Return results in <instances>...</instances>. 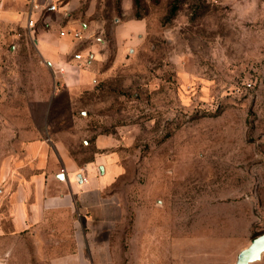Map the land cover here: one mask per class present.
Here are the masks:
<instances>
[{
    "label": "rangeland",
    "instance_id": "rangeland-1",
    "mask_svg": "<svg viewBox=\"0 0 264 264\" xmlns=\"http://www.w3.org/2000/svg\"><path fill=\"white\" fill-rule=\"evenodd\" d=\"M63 1L32 27L101 24L94 79L69 105L47 102L54 83L30 35L1 43L0 264H18L5 186L32 171L20 160L35 137L109 171L116 257L233 264L264 232V0Z\"/></svg>",
    "mask_w": 264,
    "mask_h": 264
},
{
    "label": "crops",
    "instance_id": "crops-1",
    "mask_svg": "<svg viewBox=\"0 0 264 264\" xmlns=\"http://www.w3.org/2000/svg\"><path fill=\"white\" fill-rule=\"evenodd\" d=\"M54 2L0 0V50L5 41L12 43L21 33L30 35L34 51L45 61L54 83L47 102H56L64 93L69 105L71 94L90 87L94 79V41L99 39L91 38L101 24H64L65 29L80 27L82 37L77 40L60 35V29L54 27L45 30L28 26L29 19L34 22L44 7L52 8ZM69 4L65 0L58 9L67 10ZM33 5L37 7L32 8ZM113 37L117 43L123 41L119 24L115 25ZM85 41L78 50L83 59H73L74 51ZM46 45L54 50L49 51ZM59 143L50 137L30 140L20 163L32 171L28 174L19 170L14 183L13 177L6 182L11 233L16 234L18 241V264H132L130 255H124V259L114 255L120 243L114 242L112 232L119 222L121 206L110 199L105 201L109 198L104 195L111 179L109 171L97 163L96 155L77 163L67 151L59 149L63 147ZM104 175L106 178H102Z\"/></svg>",
    "mask_w": 264,
    "mask_h": 264
},
{
    "label": "water",
    "instance_id": "water-1",
    "mask_svg": "<svg viewBox=\"0 0 264 264\" xmlns=\"http://www.w3.org/2000/svg\"><path fill=\"white\" fill-rule=\"evenodd\" d=\"M100 173H102V168L99 167ZM264 253V232L256 235L250 240L249 245L241 249L233 264H249L251 262L257 261L261 258Z\"/></svg>",
    "mask_w": 264,
    "mask_h": 264
},
{
    "label": "built area",
    "instance_id": "built-area-1",
    "mask_svg": "<svg viewBox=\"0 0 264 264\" xmlns=\"http://www.w3.org/2000/svg\"><path fill=\"white\" fill-rule=\"evenodd\" d=\"M37 5H33L32 8H36ZM33 25V21L31 19L28 20V26H32ZM60 35H68L70 36L72 39H79L82 37V32L81 30H76V29H65V30H60L59 31ZM72 58L75 60H80L81 59V54L79 52H74L72 55Z\"/></svg>",
    "mask_w": 264,
    "mask_h": 264
},
{
    "label": "trees",
    "instance_id": "trees-1",
    "mask_svg": "<svg viewBox=\"0 0 264 264\" xmlns=\"http://www.w3.org/2000/svg\"><path fill=\"white\" fill-rule=\"evenodd\" d=\"M174 9H175V6L172 7V11H173ZM134 18H135V19H139V17H135V16H134Z\"/></svg>",
    "mask_w": 264,
    "mask_h": 264
}]
</instances>
